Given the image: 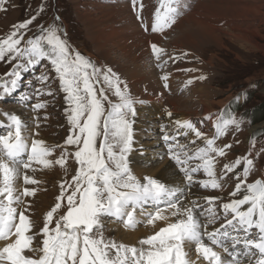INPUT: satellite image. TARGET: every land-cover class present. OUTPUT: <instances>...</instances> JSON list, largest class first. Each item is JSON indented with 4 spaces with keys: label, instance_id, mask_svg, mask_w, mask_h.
<instances>
[{
    "label": "snow or ice",
    "instance_id": "1",
    "mask_svg": "<svg viewBox=\"0 0 264 264\" xmlns=\"http://www.w3.org/2000/svg\"><path fill=\"white\" fill-rule=\"evenodd\" d=\"M5 2L0 0V9ZM132 3L135 8L136 0ZM160 7L163 11H156L152 32L171 28L187 4L186 0H162ZM35 19L36 16H32L13 25V30L0 39V61H18L13 70L5 74L11 77L10 83L0 81L3 85L0 102H6L8 97L18 92L23 72L47 61L65 94V114L70 127L64 145L75 146L76 149L69 153L65 147L55 163L64 167L71 155L78 164V170L70 182L60 184L57 202L46 213L43 227L39 232H33L35 222L26 215L30 205L25 203V198L35 196L37 189L24 187L23 191H18L17 181L22 178L24 185L36 184L37 181L28 175L27 170L35 171L33 164L50 167L53 161L48 157L55 147L62 146H48L44 140L32 138L30 126L19 115L3 113L7 123L0 122V128L7 131L0 133V264H191L185 248L192 245L209 264H242L241 257H247L250 264L253 258L254 264H264V180L247 183L253 160L237 158L233 164L224 166L226 172H232L244 162V179L241 180V174L237 173L239 182L231 195L236 196L241 191L246 194L241 199L223 203L225 217L231 213L232 218L227 219L221 228L208 231V225L216 222L215 208L211 206L219 197H206L210 207L197 213L195 209L200 205L195 200L192 201L193 207L182 204L185 189L170 186L153 177H144L141 181L133 172L129 157L135 144V105L144 101L131 94L127 82L111 67L97 65L75 49L62 25L54 23L47 28L41 25L38 35L25 40L29 25ZM136 19L142 23L139 11ZM56 20H59L58 16ZM151 50L157 61L165 52L156 43L151 45ZM168 78V74L162 77L165 88L168 87ZM40 79L47 81L48 76L41 74ZM192 83L189 80L186 86ZM106 89L117 98L116 102L110 99ZM47 94L52 93L49 91ZM31 106L38 110L46 104ZM167 115L171 117L172 113L169 111ZM242 122L243 118H233L222 126L217 124L216 135L206 138V134L192 121H175L179 129L185 130L178 132L177 136L192 132L197 138H205V146L192 155H189L186 146L175 145L176 136L163 135V140L169 143L168 154L183 173L187 187L194 183H199L204 189L221 187L215 178V156H224L225 149L231 145L217 147L216 139L226 134L229 125L239 127ZM192 159L200 163L190 167ZM201 171L211 179L196 181L194 174ZM244 205L248 207L241 210ZM62 206L66 209L65 213L56 217ZM147 207L153 210L147 211ZM138 208L146 217L147 224L168 221L169 217L162 215L165 209H172L171 216L176 220L141 240L139 248L104 238L106 218H114L130 229L142 223L136 216ZM201 217L205 219L202 221ZM240 232H243V238L232 234ZM38 235L43 236L42 242L33 246ZM226 238L231 240V251L226 246ZM237 245L243 246V252L237 250ZM214 246L222 247L228 254L227 258H222Z\"/></svg>",
    "mask_w": 264,
    "mask_h": 264
},
{
    "label": "rangeland",
    "instance_id": "2",
    "mask_svg": "<svg viewBox=\"0 0 264 264\" xmlns=\"http://www.w3.org/2000/svg\"><path fill=\"white\" fill-rule=\"evenodd\" d=\"M83 1L84 0H6L3 9H0V39L5 38L13 30V25L30 19L32 16H36L33 23L29 25V31H27L24 37L25 40L38 35L41 25L47 28L55 23L62 25L63 28L66 29L67 36L69 37L72 46L80 53L88 57L92 56L93 58H90L97 65L104 66V64L100 63L102 62V56L101 58L99 57L100 54L96 52L94 43H98L97 51L101 53V55L102 52H104L103 49L110 52V63L116 62L117 67L132 68L138 71L139 69H136V66H142L138 73L139 76L143 75V69L145 66L148 67V70L157 69V76L168 74V71L173 70L174 67H178L182 74V78L181 80L173 79V87L180 86L184 80H186V82L189 80H192L193 83L197 82L199 81V79H197V77H199L198 74H203L206 79H201L200 81H202V84L205 86L204 91L211 93V95L207 97L205 95L200 96V99L195 101L194 104L193 99L195 98V95L193 94L192 89L190 87L187 88L184 83V87H186L187 90L184 87L183 88L187 93L185 95L183 94L181 97L178 96L179 99L174 101L177 106L174 102L172 104L176 107V110H181L179 114L182 116H189V120L195 123L196 127L205 134L211 133L214 130V126H211L209 122L200 121L205 113H215L214 116L216 115L215 118L218 121L216 124H220L221 126L230 119L235 118L240 120L243 118V122L239 127L229 125L226 134L216 139L217 147L231 145L230 148L225 149L224 156H215V178L220 182L221 187L219 189H204L199 183H194L190 186H197L195 192H198V196H200L201 199L200 202H197V204L200 205L199 208L195 209L197 213L210 207L205 199L206 197L220 198L215 200L214 204L211 206L215 208L217 218L214 224L208 225L207 230L213 231L214 229L221 228L222 225L226 224L227 219L232 218L231 213L225 217L222 204L228 203L232 199H241L243 195L246 194V192L241 191L237 193L236 196L231 195V193L235 191L236 184L239 182L236 178L237 173L241 174V180L244 179L242 174L244 162L232 172H226L224 166L227 164H233L237 158L247 157L254 162L252 170L247 177V183H253L258 178L264 180V129L259 127L261 125L264 126V122L253 124L252 119L253 110L257 109L261 103H264V0H217L214 3V7L208 6V8L206 7V9H203L204 14H202V12L199 13L202 18L198 14H193L191 16L194 19L185 20L183 25V19L188 16L199 2V0H186L187 7L185 12H183L171 28L165 29L163 32H153L155 35H161V40L157 45L165 50L159 61L155 59L152 50H150V53L147 48H143L142 46V48H140L139 30L136 27V22L131 17L132 15H136L138 11L136 8H140V3L147 8V12H151L154 8L153 0H136V8H134V11L136 12L133 11L132 14L127 5L122 8H115L117 13L112 17L104 16V14L101 15L99 12L102 9L101 7H112L109 4L114 3L118 5V3L123 2V0H110L106 2L107 5L104 3L101 4V6L97 8V13L100 14V16L96 17L82 14V11L85 9V6L82 5ZM116 1L118 3H116ZM124 1L125 3L128 2V0ZM156 1L158 4L162 0ZM201 1L204 2L209 0ZM234 1H240L241 3L234 5ZM220 4L226 5V8H220ZM160 5L157 6L152 14L147 13L148 20H145V17L139 12L142 23L140 20H138L137 23L140 31L142 33L144 32V35L147 33L143 29L146 25V21H151L150 27L152 28L156 11H163ZM240 6H244L245 8L242 9ZM41 8H43L42 11ZM87 8L90 10L88 6ZM57 16L59 17L58 21L56 20ZM245 19V24H241ZM219 21L220 23H218ZM109 22L110 24L107 25ZM104 23L107 26H101ZM178 23L180 24L176 28ZM111 24H115L117 27H121V24L122 27H129L108 31ZM204 24L207 26H213L216 29L218 28L217 33H213L206 37L205 32L200 28L204 27ZM132 26H134L132 39L137 46L136 48H127L131 46L130 41L128 40L127 44H125L124 37L122 38L120 35L127 29H131ZM249 31H254V34L249 33ZM240 32L248 33L247 36H245V34H241ZM191 40L195 43L192 45L196 46L191 47L190 44L186 43ZM183 41H185V44H188V47H191L185 48L194 50L192 55H183V53L186 52V50L180 49L181 42ZM185 44L182 46H187ZM151 54L153 57H151ZM133 58L136 59V62L133 61ZM106 59L109 58L106 57ZM188 59L190 60L187 65L184 62ZM17 62L18 61H12L11 63H6L0 61V81L10 83L11 77L6 76L5 74L10 73ZM158 64L162 65L159 69L155 68ZM187 69H191V71H186ZM22 74L23 80L21 90L8 97L6 102H0V115L13 111L14 109L12 107H14V105L20 107L27 105L29 106L28 108H30L32 107L31 105L36 103H44L46 104V107L44 108L35 110L32 107L33 111L36 113V118H34V120H36V122L38 121L39 127L41 126L42 128L39 133L44 140L50 141V143L52 142V144H54L51 146H62L55 147L51 157L53 163L50 167L46 168L43 166V169L40 168L39 165L33 164L35 171L32 169L27 170L28 175L32 176L33 179L37 181L36 184L30 185V187L36 188L37 191L35 196L29 197L28 199L27 205H30V207L26 212V215H29L30 219L35 222V227L32 231L39 232L44 225L46 213L50 211L57 202L56 197L60 194V184L64 181L70 182L72 180V177L76 175L78 170V164L71 155L67 157L64 167L55 163V161L60 158L65 147L69 153L74 152L76 149L75 146L64 145L70 127L68 124L63 125L65 121H67L65 114V94L60 89L59 79L56 78L55 73L51 70V65L48 64L47 61H42L40 65L30 68ZM41 74H46L48 76L47 81H41ZM149 75L151 74L149 73ZM188 75L195 76L190 78ZM168 77L170 78V75H168ZM176 77L177 76H175V78ZM150 78L155 79L154 76H151ZM123 81L127 82L126 79ZM156 81L157 80L155 79V82ZM128 88L132 94L131 88ZM2 91L3 85L0 84V92ZM49 91L52 93L51 95L47 94ZM106 91L110 99L116 102L117 98L111 95V91L107 89ZM19 95H22L21 99H17ZM175 95L176 91L170 97L173 99L178 98ZM25 97H30V99L25 100ZM182 97L185 100H183ZM237 97H239V100H237ZM196 99L198 98L196 97ZM183 101H188L189 105H186L185 103L182 104ZM138 105L143 107L140 112L139 120L142 124H150L151 120L149 119L154 116L142 113V111H145L144 107H147L149 104L137 103L135 105L136 111H139ZM159 108H161V105L159 104L154 107V109L157 110ZM207 108L209 109L208 112H206ZM161 109L165 110L160 114L165 115L169 122L177 121L173 118L174 114L169 106L165 105V107ZM157 110H155V114H157ZM165 111H170L172 116L169 117L167 113L165 114ZM22 114L23 113H21V117H23ZM223 114H225L224 117ZM176 118L179 119V117ZM200 122H202V124ZM164 123L168 122L164 120ZM161 126L166 128L169 126V123L162 124ZM256 126H258L256 130H259L254 134H250L251 130L255 131L254 127ZM3 131L5 132L7 129L3 128ZM141 132L144 136L136 141V150L138 151L142 149L141 145L143 141L145 143L149 140L145 137V131ZM169 135L172 136V133ZM191 139H193L195 143H191ZM181 142L180 145L186 146L189 155H192V153L198 148L205 146V138H197L192 132L185 135V137L181 139ZM46 144H48V142ZM175 145L177 146L176 142ZM161 161L162 160H159L157 163H161ZM172 162L175 165V169L179 171L178 166L174 161ZM199 163V160L192 159L189 161V166L195 167ZM150 169L151 167L145 169L147 174H149ZM181 175L183 176V173H181ZM136 176L138 177L137 174ZM194 178L196 181L211 179L204 175L203 171L195 173ZM27 198L28 197L25 198V201H27ZM247 207L248 205H246L244 210H246ZM165 210L170 211L171 209ZM65 211L66 209L62 206V208L55 214L56 217L63 215ZM140 212L141 211H139L137 217L142 223L138 224L133 231L142 234V232L149 228L150 224L145 222L146 217L141 215ZM204 219V217H201L202 221ZM112 220H114V218H106L104 220L103 236L105 239L114 240L119 244V235L122 236V234H126V227L123 223L117 220L110 222ZM52 226L54 227V223ZM117 227L121 228L119 235H117ZM229 231H231V229H229ZM232 234L243 238V232ZM143 237L141 236V238ZM42 239L43 236L38 235L33 241V246H39ZM225 243L228 248L230 244H232L231 240L227 238L225 239ZM124 245L129 246L128 243H124ZM236 247H240L241 252H243L242 245H237ZM214 249L222 255V258H227L228 255L223 256L222 247L214 246ZM185 250L188 251L189 257L194 259V257L198 256L202 264H209L208 261L196 253L195 245H192L191 247L186 246ZM112 255H115L114 251ZM254 259L255 258H253L252 264H254ZM241 260L242 262L244 260L249 262L247 257H241Z\"/></svg>",
    "mask_w": 264,
    "mask_h": 264
},
{
    "label": "bare ground",
    "instance_id": "3",
    "mask_svg": "<svg viewBox=\"0 0 264 264\" xmlns=\"http://www.w3.org/2000/svg\"><path fill=\"white\" fill-rule=\"evenodd\" d=\"M107 1H110V0H84L82 5L85 6V9L82 11V14L87 15V16H94V17L100 16V14L97 13V8L100 7L101 4H103V3L105 5H107L106 4ZM216 1L217 0H209V1L203 2V1L199 0V2L196 4L195 8L188 14V16L186 18L183 19V25L185 23V20L194 19L191 16L193 14H195V15L198 14L202 18L201 14H199V13L202 12V14H204L203 9H206V7L208 8V6L214 7L215 6L214 3ZM123 2L118 3L116 1V3H118V5L114 4V3L109 4L112 7L102 6L101 7L102 9L99 12L101 13V15L104 14V16L112 17L114 14L117 13V10L115 8L118 9V8H122L123 6L127 5L129 10H130V13L132 14L134 11L132 0H128V2H126V3L123 0ZM153 2H154V8L151 12H147L146 11L147 8L142 3H140V5H143L142 9L141 8L137 9L135 7L136 10H138L143 15V17H145V20H148L147 13L152 14L153 11H155V9L157 8V6H159L162 3V1H161L157 4L156 0H153ZM240 3H241L240 1L239 2L234 1V5H236V4L238 5ZM87 6L89 7L90 10H88ZM219 6H220V8H226L225 7L226 5H223V4H220ZM240 8L244 9L245 7L240 6ZM142 11H144V12H142ZM241 11H245V10H241ZM134 12H136V11H134ZM183 12H185V9L183 10ZM105 13H106V15H105ZM136 16H137V13H136V15H134V16L132 15L131 17L136 22L135 23L136 27L139 30L138 35H139V40H140V44H139L140 48L145 47L150 51L151 45L153 43L158 44V42L161 40V35H159V36L155 35V34H153L152 31H150L151 30V27H150L151 21H146V25L144 26L143 29L145 30V27H146L147 30H145V32H147V33H145V35H144L143 34L144 32L142 33L139 29V25L137 23L138 20L136 19ZM245 18H246V16H245ZM233 20H235V19H233ZM250 20H252V19H250ZM245 22H246V19L243 20V22L241 24H245ZM218 23H220V21ZM109 24H110V22L107 25H109ZM179 24L180 23L177 24L176 28L179 26ZM107 25H105V23H104L101 26H107ZM127 27H129V26H123L122 27V24H121V27H117V26H115V24H111L110 27L108 28V31L124 29ZM200 28L203 30V32H205L206 37H208L209 35H211L213 33L216 34L218 31L217 30L218 28L216 29L213 26H207L205 24H204V27H200ZM246 30H247V28H246ZM253 32L254 31H249V33H253ZM240 33L241 34L243 33V34H245V36H247L248 32H240ZM133 34H134V26H132L131 29L130 28L127 29L123 34L120 35V37H122V38L124 37L123 39H125V44H127L128 40L130 41L131 46H129L127 48H131V47L136 48V46H137V45H135V43L132 39ZM191 42H192V40L190 42H186V43L190 44L191 47L196 46V45H192V44H195L194 42H192V43ZM94 44H95L96 52L98 54H100L99 57L101 58V56H102V59H101L102 62H100V63L104 64V66L107 65L108 67H111L116 73H118V75H120V77L123 80L126 79L128 87H130L132 90L133 96L137 97L139 100L144 101L143 104H149L147 107H144L145 111H142V113H144L145 115L147 114L149 116L150 115L154 116V117H151L149 119V120H151L150 124H147V123L142 124L141 121L139 120V116L141 114L140 112H141V109H143V107L141 105H138L139 111H137L136 122L133 125V127H134V139H135V144L133 146L134 150L129 157V159L132 162L131 166L133 168L134 174L135 175L137 174L138 178H140L141 181H143L144 177H153L156 179H160L161 181H163L164 183H166L170 186H177L179 188L185 189L186 195H185L184 199L182 200V204L186 207H193V204H192L193 200H195L196 203L201 201L200 196H198L199 195L198 192H195V190H196L195 188L197 186H193V187H187L186 186L184 176H182L181 173L177 169H175V167H174L175 165L171 161V158L168 154V150H169L168 142H165L163 140V134L172 133V136L177 137L175 142L177 143V146H179L182 143L181 139H183L185 137V135L180 134L179 136H177V133L178 132L183 133L185 130L179 129L175 125V121L169 122L166 119L165 115L160 114V113H162L163 110H165V109H161V108H164L166 105V106L170 107V110L174 114L173 118L175 120H181V121H185L187 119L189 120V116H182L179 114V112H181V110H176V107H174V105H172L173 102L177 101L179 99V97L183 96V94L185 95L187 93V91H185V89L187 90L188 87H190L192 89V92L195 95V98L193 96L194 104H195V101L200 99V96L205 95L207 97V96H210L211 93L204 91L205 86L202 84V81H200L201 79H199V81H197V82H194V83L188 85L187 88L184 87V83L186 84V80H184L180 86H176V87L174 86L173 87V84H174L173 79L181 80V78H182V74H181L180 70L178 69V67H174L173 70L168 71V75H170V78L167 81L168 88H165L164 87L165 82L162 80V77L165 74L157 76V69L148 70V67L145 66V68L143 69L144 70L143 75L139 76L138 73L140 72V70H141L140 68H142V66H140V65L136 66L137 67L136 69H139L138 71H136L132 68L117 67L116 62L110 63V59H111L109 57L110 52L105 51L102 47L104 52H102V55H101V53H99L97 51L98 43H94ZM183 44H185V41L181 42L180 49L186 50V52L188 54L192 55V53H194V50H189V49L185 48V47H188V44H185L187 46H182ZM191 47H188V48H191ZM150 53H151V51H150ZM90 57L93 58L92 56H90ZM106 57H108L109 59H106ZM151 57H153L152 54H151ZM135 60L136 59L133 58V61H135ZM189 60L190 59L186 60L184 63L188 65ZM131 61H132V58H131ZM155 68L159 69V67H157V65ZM148 72L151 75H149ZM151 76H154L157 81L155 82V79L150 78ZM175 76H177V77L175 78ZM188 76L191 78V77H194L195 75H188ZM198 76L199 77H202V76L205 77L203 74L202 75L198 74ZM169 88H170V91H169ZM20 90H21V87L19 88L18 91H20ZM175 91H176L175 96H177V97L179 96V97L173 99L170 96H172ZM196 97L198 99H196ZM21 98H22V95H19V97H17V99H21ZM182 99L185 100L183 97H182ZM26 102H28V101H26ZM174 103L177 106L176 102H174ZM183 103H185L186 105H189L188 101H183L182 104ZM158 104L161 105V108H159L158 110L154 109L155 105H158ZM28 107L29 106H27V105H23L22 107H20L18 105H14V107H12L14 110L9 112V114H16V115H19L21 117V113H23L22 114L23 117H21V119L23 121H25L30 126L29 130L32 134V138L44 140L41 137V134L39 133L42 130V128H41V126L39 127L38 121L36 122V120H34V118H36V116H35L36 113H35V111H33L32 107H30V108H28ZM181 107H182V105H181ZM19 109H22V110H19ZM155 110H157V114H155ZM208 111H209V109L207 108L206 112H208ZM166 113H168V112L165 111V114ZM214 114L215 113H212V114L205 113L201 117L200 121L209 122V124L211 126H215V124L217 123V120H216ZM208 116H211L212 119H205V117H208ZM176 117H179V119ZM163 118L165 121H167L169 123V126L166 128H163L161 126L162 124H168V123H164ZM0 119H1L0 122H2L4 124L7 123L5 115L1 114ZM66 122L67 121H65V123L63 125H67L68 123H66ZM202 122H200V123L202 124ZM257 127L258 126L254 127L255 131L251 130L250 134H254L256 131H258L259 129L256 130ZM259 127L261 129H264L263 125H261ZM139 130L145 131V137H147L150 141L148 140L145 143L143 141V143L141 145L142 149L138 151V150H136L137 149V147H136L137 142L136 141L138 139H141L144 136L143 133ZM5 132L3 131V128H0V133H5ZM190 133L191 132H188V134H190ZM213 134H214L213 132L206 134V138H211ZM44 141H45V143L48 142V144H47L48 146L54 145V144H52V142L50 143V141H46V140H44ZM192 141H193V139H191V143H192ZM51 157H52V155L49 156L48 159L51 160ZM159 160H162L161 163H157V162H159ZM37 165H39V164H37ZM39 167L43 168V165H39ZM149 167H151V169L149 170V174H147V171L145 169H148ZM16 187H17L18 191H23L24 187L31 188L30 185H24L23 184L22 178L17 181ZM28 199H29V197L27 198V201H25L26 204H28ZM245 207H246V205L242 206L241 210H244ZM148 210L152 211L153 209L151 207H148L147 211ZM139 211H140V209L138 208L136 211V216H138ZM172 211H173L172 209L170 211L164 210V212H162V215L168 216L169 220L168 221L158 220L154 224H150L149 228H147V230L142 232V234H139V232L137 233L136 231H133V229L126 227V229H125L126 234H122V236H121V235H119V232H121V228L117 227V230H118L117 235L120 236V238H118L120 241L119 244L128 243V245L131 247L134 246V247L139 248L141 246L140 241L143 240V238L146 239L148 236L153 235L156 231H159L160 228L165 227L168 222H175L176 217L171 216ZM113 221H116V220L114 219L110 222H113ZM141 236L142 237L144 236V237L141 238ZM205 242H207V240H205ZM229 250L230 251L232 250V244H230ZM237 250L241 252L240 247L237 248ZM28 254L31 255V253H28ZM227 255L228 254L223 251V256H227ZM188 258L190 259L191 264H202L200 261V258L198 256L194 257V259L192 257H188ZM249 263L250 262L245 261V260L242 262V264H249Z\"/></svg>",
    "mask_w": 264,
    "mask_h": 264
},
{
    "label": "trees",
    "instance_id": "4",
    "mask_svg": "<svg viewBox=\"0 0 264 264\" xmlns=\"http://www.w3.org/2000/svg\"><path fill=\"white\" fill-rule=\"evenodd\" d=\"M253 124L264 122V103H261L257 109L252 112Z\"/></svg>",
    "mask_w": 264,
    "mask_h": 264
}]
</instances>
